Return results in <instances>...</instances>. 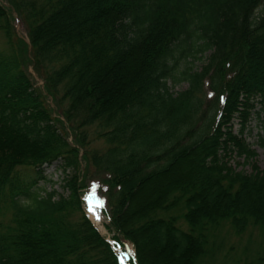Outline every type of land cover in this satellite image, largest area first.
Listing matches in <instances>:
<instances>
[{
  "label": "trees",
  "instance_id": "1",
  "mask_svg": "<svg viewBox=\"0 0 264 264\" xmlns=\"http://www.w3.org/2000/svg\"><path fill=\"white\" fill-rule=\"evenodd\" d=\"M8 2L28 41L0 3V264H121L85 213L89 175L106 230L137 264H197L222 220L264 229V174L227 160L252 158L243 134L251 114L264 116V0ZM169 80L188 86L174 92ZM58 161L73 170L68 195L41 193L43 167Z\"/></svg>",
  "mask_w": 264,
  "mask_h": 264
},
{
  "label": "rangeland",
  "instance_id": "2",
  "mask_svg": "<svg viewBox=\"0 0 264 264\" xmlns=\"http://www.w3.org/2000/svg\"><path fill=\"white\" fill-rule=\"evenodd\" d=\"M9 0H0V3L9 8V13L11 14V20L13 23L14 32L21 37L25 42L28 41L26 35V26L19 17L18 13L13 9V7L8 2ZM260 8L257 9L256 13ZM6 39L3 32L0 30V50H5ZM209 52H205L207 55ZM188 61H192L188 58ZM205 61V60H204ZM203 59L193 60L194 69L198 70L203 64ZM184 67V61H180L179 69ZM23 70L26 75H28L31 83L36 88L43 87V76L39 73L33 66V64L26 63ZM171 90L178 92L187 88L188 83L185 80L168 81ZM205 101L211 99L210 93L207 92L206 82L204 85ZM46 102L51 108L52 115L58 116L59 107L57 106V101L55 98L47 96ZM260 104L255 105V109H259ZM63 123H57L58 126L67 127V121L64 120L62 116H59ZM234 128H238L237 120H234ZM249 131H244L243 137L245 142L254 151L252 158L246 159L243 154L238 155L235 151L230 152L228 157V164L231 165L236 171H243L245 173L252 172V166L256 165L259 172L264 174V145L259 143L260 138L264 140V116L261 113L260 116L256 114H251L248 121ZM69 139H72L70 134ZM93 144L101 145V141H94ZM59 161L52 163L51 165H45L43 167L42 175L45 179H39L37 185L40 192L44 190L50 191L55 190L56 197L59 195L67 196L68 190L64 188V178L66 174L70 177L73 174V170L68 169L63 172L59 168ZM84 167V162L82 164ZM30 172L28 170H23V172ZM66 173V174H65ZM94 176L89 175L85 178L87 187L83 189V207L88 218L93 222L90 215V208H93L100 217L99 225L96 226L100 233L104 235L107 239L111 238L112 233H108L105 228V224L108 222V217L102 211L103 204L101 202V196L96 193L92 186L89 184ZM163 185V182L159 183L157 186L149 189L144 197V200H149L155 192H158ZM146 198V199H145ZM92 202V203H91ZM7 216V212L4 214ZM94 223V222H93ZM113 240H111V243ZM118 242V241H116ZM120 247L117 246L116 250H121L122 253H118V258L121 264H137L135 259L134 249L129 241H124ZM118 250V251H119ZM262 259H261V258ZM127 261V262H126ZM245 262H256L257 264H264V229L259 226L248 225L246 229L237 233L229 220H222L212 227L209 234V247L207 248V253L199 259L197 264H244ZM157 264H174L172 259L168 256L157 257Z\"/></svg>",
  "mask_w": 264,
  "mask_h": 264
},
{
  "label": "bare ground",
  "instance_id": "3",
  "mask_svg": "<svg viewBox=\"0 0 264 264\" xmlns=\"http://www.w3.org/2000/svg\"><path fill=\"white\" fill-rule=\"evenodd\" d=\"M90 215H91V219L94 222V225L98 226L99 225L98 223L100 222V217H99V215L97 214V212L93 208H90Z\"/></svg>",
  "mask_w": 264,
  "mask_h": 264
}]
</instances>
